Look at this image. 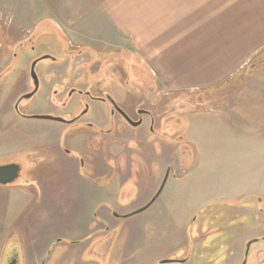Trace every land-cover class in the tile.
Masks as SVG:
<instances>
[{
	"label": "rangeland",
	"instance_id": "1",
	"mask_svg": "<svg viewBox=\"0 0 264 264\" xmlns=\"http://www.w3.org/2000/svg\"><path fill=\"white\" fill-rule=\"evenodd\" d=\"M31 13L28 3L0 0V165L22 168L14 183L0 185V264H9L11 255L15 264H221L228 245L219 242L235 234L245 238L261 225L246 210L264 207V52L227 86L238 88L244 78L243 94L225 102L220 92L166 93L135 57L76 45L107 50L113 34L100 11L68 38L50 17ZM34 59L38 89L16 101L33 87ZM57 68L65 69V87L110 96L127 113L156 104L153 131L115 116L109 138L122 148L111 152V141L86 138L88 150L103 147L98 172L89 154L78 155L84 160L78 166L62 154L74 135L70 124L53 134L64 124L13 111L15 104L21 114L59 117L41 113L52 105V81L61 80ZM79 98L73 93L76 106L60 118L84 109ZM109 119L108 104L100 102H91L84 115L105 128L115 122ZM231 132L245 140L230 139ZM164 180L153 203L132 214ZM244 191L256 193L239 196ZM101 213L108 217H94Z\"/></svg>",
	"mask_w": 264,
	"mask_h": 264
},
{
	"label": "crops",
	"instance_id": "2",
	"mask_svg": "<svg viewBox=\"0 0 264 264\" xmlns=\"http://www.w3.org/2000/svg\"><path fill=\"white\" fill-rule=\"evenodd\" d=\"M19 1L28 3L32 15L54 20L65 36L80 29L91 13L100 11L113 34L107 50L76 45L96 53L135 57L166 93L220 92L225 102L234 93L243 94L241 88L248 80L243 78L238 88L233 85L229 90L227 86L259 50L264 52V0ZM225 126L233 128V122ZM58 131L62 128L52 129L53 134ZM229 138L244 139L233 132ZM255 193L244 191L239 196Z\"/></svg>",
	"mask_w": 264,
	"mask_h": 264
},
{
	"label": "flooded vegetation",
	"instance_id": "3",
	"mask_svg": "<svg viewBox=\"0 0 264 264\" xmlns=\"http://www.w3.org/2000/svg\"><path fill=\"white\" fill-rule=\"evenodd\" d=\"M51 59H54V58L51 57ZM34 60L38 61V59H34ZM37 61H36V63H37ZM58 70H60V72H61L60 78H59L61 80L57 83L52 81L53 85H56V89L53 91L54 92L53 94L55 95L54 96L55 100L51 96L50 99H51L52 105H50L49 110L43 111L41 113L58 115L59 117H68V113L73 111V110H71V108L76 106V103L75 102L72 103V101H71L73 93H76L80 96L78 102L83 104V107H84L83 110L84 111L83 110L79 111L78 113L71 116L70 119L62 118L64 121H62L60 123H62L64 125H62V131H58L59 134H61V133L63 134L66 131V127H67L66 125H68V124L71 125L67 129L71 133L74 132V135L72 136L71 141H69L67 143V145L65 144V146H64L62 144V154L66 157L71 158L72 160H75V163H77L78 166L81 167L84 165V163H83L84 160L82 158L80 159L78 157V155L89 154L91 156L90 159H92L90 161L91 164L93 162L92 167H93L94 175H96V173L98 172L97 167H95V163H97V157L100 155L99 152L102 153L103 147L99 148V146H97V148H99V149L92 147L91 150H88L85 147V143H86L87 139L91 140L92 142H97V143L101 139H105L107 142L111 141V145H110L111 152H113L115 149L122 148L120 146H117V140L116 139L114 140L113 137L109 138V135H113V133H114L115 123L118 122L116 120L115 116L120 117V119L122 121H124V123H126L128 125H131V124L117 111L116 106L118 108H120L124 113H126L128 115V117L133 122H139L138 124L131 125V126H137V125L140 126V125H143L146 123L148 125L147 131L148 132H149V130L151 132L153 131L154 122L158 117L155 116V111L151 108L157 107L156 104H152V105L148 106V108L143 109V110H137L136 107H134L131 110V112L129 111V113H127L110 96L93 95V94H90L89 92L83 93V90H81L77 87H73L71 85H67L65 87V85L62 84V82H63L62 79L64 76L65 69L61 68ZM54 75H55V72H54L53 76ZM33 88H34V86L32 87V89L30 91H32ZM158 95H159V93L156 91L155 96H158ZM55 97L59 99L57 102H56ZM17 100L20 101V97L17 98L16 101ZM91 102H100V103L108 104L109 114H110L109 121H111V122L113 120L115 121L114 124L112 125V127L105 128L103 126H99L96 123L84 120V115L86 114L87 110H89ZM13 107H14L13 111L16 114H18L20 117L32 118L31 117L32 115L29 116V115L21 114L18 112V110H15V104L13 105ZM55 111L58 113H55ZM34 119H36V118H34ZM44 120H46V119H44ZM52 121H54V120H52ZM56 122H58V121H56ZM84 128L90 129L93 133H86L84 131ZM106 136H107V138H106ZM67 137H65L66 140H67ZM123 150H125V149H123ZM21 170H22V168L20 169V174H21ZM101 172H103V171H101ZM99 173H100V171H99ZM246 212L250 213L251 217L254 218L256 221H258V223H260L261 225L259 227H256V228H252L249 232H247L248 234L245 238H242L243 236H241V237L239 236L236 238L235 237L236 234H235V235H232L231 237H228L227 239H225L224 242H222V243L219 242L218 245H220V247L223 244L228 245V248H227L228 255L225 257V260L223 262H221V264H264V207H259L258 209L257 208H248V210H246ZM126 214H127L126 212H123V214H120V216H127ZM132 214H134V212ZM94 217L104 220L108 216L106 214L101 213L99 215L95 214ZM233 236H234V238H233ZM183 261H186V260H183ZM162 262H167V261L163 260Z\"/></svg>",
	"mask_w": 264,
	"mask_h": 264
},
{
	"label": "water",
	"instance_id": "4",
	"mask_svg": "<svg viewBox=\"0 0 264 264\" xmlns=\"http://www.w3.org/2000/svg\"><path fill=\"white\" fill-rule=\"evenodd\" d=\"M46 58H51V56L49 55H44L41 57V59H46ZM36 61L37 60H34L32 63H31V66H30V77L33 81V90L28 92L27 94L25 95H22L20 98H29L31 97L32 95L35 94V92L37 91L38 89V86H39V81H38V77H37V74L35 72V65H36ZM251 67H254L256 66L255 63H252L250 64ZM116 109L117 111L131 124V125H136L138 124L139 122H133L126 113H124L120 108H118L116 106ZM32 118H36V119H46V120H54V121H58V122H62L64 121L62 118L60 117H54V116H50V115H32L31 116ZM20 169H21V166L17 163H7V164H1L0 165V185H9V184H12L14 183V181L20 176ZM165 183V180L162 182V184L160 185L158 191L155 193V195L150 199V201L145 204L143 207L137 209L136 211H134V213H138V212H141L143 210H145L146 208H148L152 203L153 201L158 197L160 191L162 190L163 188V185ZM16 263V260L14 258L13 255H11L10 257V260H9V264H15Z\"/></svg>",
	"mask_w": 264,
	"mask_h": 264
},
{
	"label": "trees",
	"instance_id": "5",
	"mask_svg": "<svg viewBox=\"0 0 264 264\" xmlns=\"http://www.w3.org/2000/svg\"><path fill=\"white\" fill-rule=\"evenodd\" d=\"M263 62V60L259 61V63ZM256 64V63H255Z\"/></svg>",
	"mask_w": 264,
	"mask_h": 264
}]
</instances>
